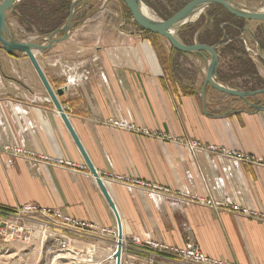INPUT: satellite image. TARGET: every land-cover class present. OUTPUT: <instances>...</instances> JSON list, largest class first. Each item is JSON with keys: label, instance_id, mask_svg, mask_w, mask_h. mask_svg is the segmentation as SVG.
<instances>
[{"label": "crops", "instance_id": "crops-1", "mask_svg": "<svg viewBox=\"0 0 264 264\" xmlns=\"http://www.w3.org/2000/svg\"><path fill=\"white\" fill-rule=\"evenodd\" d=\"M89 4L86 0L76 12ZM113 8L105 0L100 9L74 21L66 40L36 57L52 87H66L59 100L120 214L124 250L135 236L177 247L192 241L210 257L264 264V220L215 210L191 199L225 201L264 214V167L248 162L236 165L221 151L193 150L183 143L197 141L264 159V111L209 84L204 86L210 55L174 50L165 37L141 31L127 17L119 20ZM12 11L7 16L10 33L25 41ZM102 13L109 15L101 18ZM31 33L34 37L29 40L43 38L36 31ZM62 36L63 32L56 35ZM225 58L219 54L218 72ZM258 58L261 62H254L264 78V55ZM248 100L264 106V94ZM110 120L168 134L171 139L134 133ZM17 148L69 160L74 167L27 157ZM111 174L162 186L171 194L152 195L143 185L109 179ZM179 192L189 198L179 197ZM26 204L58 209L100 228H117L112 209L30 59L0 46V205ZM63 234L72 239L74 249L97 247V257L101 248L107 253L116 246L109 234L72 230ZM0 249V264H39L44 261L42 249L57 253L49 243L34 241L2 242ZM73 254L65 252L47 260L50 264H99ZM150 256L159 264H185L151 250L135 252L128 245L123 258L148 264Z\"/></svg>", "mask_w": 264, "mask_h": 264}, {"label": "water", "instance_id": "water-1", "mask_svg": "<svg viewBox=\"0 0 264 264\" xmlns=\"http://www.w3.org/2000/svg\"><path fill=\"white\" fill-rule=\"evenodd\" d=\"M20 1L21 0H2L0 2V43L4 50L10 54L19 52L28 56L44 87L46 88L49 96L51 97L57 111L60 113V116L63 119L66 128L72 136L76 146L78 147V150L80 151L89 171L93 175L98 187L100 188L102 194L104 195L106 201L108 202L110 208L112 209L116 217L118 240L117 248L114 252V255L116 257V264H122V253L124 249V232L120 214L116 208L114 201L110 196L105 181L100 176L98 170L92 163L89 155L87 154L83 144L81 143L76 131L74 130L68 118L67 113L65 112L59 100V97L62 96L66 91V87L64 86L59 89H54L50 84L48 78L46 77V74L44 73V70L36 57L38 53H45L46 51L50 50L54 45L66 40L69 37L70 32L72 31V28L75 24L73 20L76 14V5L79 1H82L84 3L86 2V0L73 1L70 10V16L67 22L62 28L57 29L54 33H52L49 41L45 44L39 41H19L11 35L7 17L8 12L16 8ZM121 1L128 7L133 16V19L140 27L150 33H155L165 37L169 41L171 46L175 49L187 53H197L200 55H204L205 53H207L208 55H210L204 86L209 84L210 86L224 94L242 98L248 105L253 106L256 110L264 111L263 105H253L248 100V98L264 94V88H260L254 91L238 90L235 88H230L225 84L217 81L219 67V53L217 50L218 45H209L205 43H194L188 45L183 43L177 35V32L182 26L188 24L190 21H192L194 17H197L199 14L202 13L205 8L212 4H220L224 6L231 14L249 20L264 21V12L239 7L238 4H236L235 2L236 0H191L169 18L158 19L155 17H149L148 15L144 14L142 9L144 7L149 8V5L145 0ZM61 32H63V36L57 38L56 35Z\"/></svg>", "mask_w": 264, "mask_h": 264}, {"label": "built area", "instance_id": "built-area-1", "mask_svg": "<svg viewBox=\"0 0 264 264\" xmlns=\"http://www.w3.org/2000/svg\"><path fill=\"white\" fill-rule=\"evenodd\" d=\"M245 43V46L248 51H252L245 40H243ZM111 124L118 128L126 129L129 131H132L134 133H138L144 136H150V137H159L166 140H170L171 136L168 134H163L161 132L153 131L147 128H141L139 126H136L132 123L126 122V121H116V120H110ZM185 145H188L193 150H209L213 153H218L221 151V155L227 157L230 159L234 164L238 165L243 162H248L256 165H260L264 167V159L256 158L250 154H247L245 152H239V151H233L226 148H219L216 145L206 146L202 143H199L197 141H184ZM6 149L9 150L11 147L6 146ZM19 153H22L23 155L31 158L38 157L40 160H43L47 163H51L54 165H63L67 167H74L73 162L69 160H64L61 158H51L47 156H42L39 154H36L35 152L25 150V149H16ZM109 179H112L113 181L126 184L128 185L130 182L143 185L152 195H158L160 193L162 194H171L170 190L167 188H164L162 186L158 185H152V184H144L142 182L132 180L128 177L123 176H116L111 174L109 176ZM181 198H189L188 194L186 192H179L177 194ZM193 202H196L198 204L213 208L215 210H232L234 212L243 214L249 218H256V219H262L264 220V214L258 213L255 210H250L246 207L241 206H232L229 203L223 201H217L213 199H205V198H197L192 197L191 198ZM18 209V208H17ZM22 214H30L31 216H45L48 220L49 226L59 228V233H53L50 230H48V225L45 226L44 231L48 232L50 236H58L57 238V245L59 247L60 252H74L73 242L72 239L69 238L67 235H64L63 232L72 230L78 233H97L99 232L102 235L107 234H113L114 237L117 240L118 236V230L117 228L113 230H108L105 228H100L97 224L71 218L69 216L63 215L58 209L53 208H47L42 207L36 204H26L24 206L19 207L17 210V214L15 216L19 217ZM4 220L2 217H0V234L5 236L9 235L8 230L3 226ZM132 250H135L136 252H144L146 250L154 251L159 257H165L166 259H171L172 261H181L185 264H236L234 262L220 259V258H214L207 256L202 251L201 247L192 241H188L183 247H177L173 245H167L160 242H155L151 240H142V238L135 236L132 238V241L129 243ZM125 246H127V243H125ZM124 264V263H122ZM148 264H159V261L154 256H150L148 259Z\"/></svg>", "mask_w": 264, "mask_h": 264}, {"label": "rangeland", "instance_id": "rangeland-1", "mask_svg": "<svg viewBox=\"0 0 264 264\" xmlns=\"http://www.w3.org/2000/svg\"><path fill=\"white\" fill-rule=\"evenodd\" d=\"M2 0H0L1 2ZM105 0H91L90 4L88 5L87 8L85 9H79L78 12H76L75 16H74V20L73 21H77L79 19H85L86 17H88L90 14H92L94 11H96L97 9H100L102 3ZM110 1V4H113V12L118 14V19L120 20L121 18L123 19V17L125 18V14H126V8L124 6V4L120 1V0H108ZM191 0H173V2H175V4L178 6L179 5H184V3H188ZM82 1H79L77 3V5H79ZM160 4L162 6V4H166L167 0H160L157 1V4ZM83 2L81 3L80 6H82ZM76 5V6H77ZM159 5V6H160ZM79 6V7H80ZM239 7L245 8V9H249V10H263L264 9V4L261 3V0H241L240 4L238 5ZM90 7V8H89ZM149 11L152 14V16H154L155 18L158 19H164L163 17L160 16V14L149 5ZM212 9H205L203 11V15L201 17H199L198 19H193L192 21H190L188 24H190L192 26V33H193V38L195 40L194 43H198L196 41L198 34L201 33H206L208 34L207 31H209V29L213 30V24H212V20L210 19V14ZM216 16L221 15V12L219 10H217L214 13ZM109 14L108 13H102L101 14V18H105L107 17ZM110 17V16H109ZM128 18V16H127ZM201 18V19H200ZM130 19V18H129ZM132 20V24L134 26H136L134 24L135 20ZM130 20V21H131ZM245 24H247L252 30H254L256 33L255 34V38L252 37H248V36H244L248 41H249V48L252 51H248L247 53L250 54L256 59L254 61H260L258 58V55H264V23L262 21H247L245 22ZM187 25V24H186ZM23 32H21L20 34H22L23 38H24V42H28V41H32L35 42V40H29V37H34L32 35L31 32H28L24 27H22ZM211 32V31H209ZM18 37H21L20 35H18ZM38 37V36H37ZM227 39V37H225ZM224 36L222 40H225ZM47 39V40H46ZM41 43H47L48 42V36L47 37H43L41 40H39ZM167 42V41H166ZM244 42V41H243ZM260 42H262V45H260ZM169 43V42H168ZM247 43V42H246ZM245 44V43H244ZM259 44V45H258ZM246 47V46H245ZM263 47V48H262ZM247 49V48H246ZM252 56H250V58L253 60ZM261 62V61H260ZM259 62V63H260ZM234 61L231 60V58L229 56H226V58L224 59V61H222L221 66H222V71L224 74L227 75L229 83L233 84V85H237L238 87H243L246 85L247 88L252 87L254 88V80L251 79L249 76H243V77H237V73L236 71L233 69L234 67H239L236 66L235 64H233ZM255 63V62H254ZM256 64V63H255ZM263 64V62H262ZM233 67V68H232ZM186 69V68H185ZM239 69H241V67H239ZM189 70V69H186ZM263 78V77H262ZM217 80L219 81V79L217 78ZM221 82V81H219ZM261 88H264L261 87ZM19 209V207L16 208H10V207H6L3 205H0V217L3 218V220L5 221L3 226L8 230V236L5 235H1L0 234V244L2 242H13V241H23V242H39V243H44L47 244L49 243L51 246H54L57 253H49L46 252V250L42 249V253H43V260L44 261H40L39 264H50L49 260H47L48 257H53L54 255L59 254L61 256L62 253L65 252H60L59 251V247L57 245V238L58 236H50L48 232H45L43 228H45L46 225L49 226L48 224V220L45 216H31L30 214H22L21 216L17 217L15 216L17 214V210ZM21 208V207H20ZM48 230H50L51 232L55 233H59L60 229L59 228H55L52 226L48 227ZM111 236V241H113V246L117 245V240H118V236H117V240L114 237L113 234H109ZM128 246L129 243H127ZM125 246V250H126ZM113 248V247H112ZM2 249H0V258L2 257ZM124 250V249H123ZM125 250H124V254L125 255ZM135 251V250H134ZM41 252L40 250H38V253ZM98 252L97 247L95 246H91L89 248H86L84 251H80L77 249H74V254L75 256L81 257V259H84V261L86 262H92V263H99L101 261H103L105 259V255L106 253L104 252V250L101 248L99 253H98V257L95 256V254ZM136 252V251H135ZM46 257V259H45ZM126 260V258H123L122 263H124ZM130 262V263H129ZM139 262V261H138ZM137 261H129L126 260L125 264H138ZM102 264H112L111 261H103Z\"/></svg>", "mask_w": 264, "mask_h": 264}, {"label": "trees", "instance_id": "trees-1", "mask_svg": "<svg viewBox=\"0 0 264 264\" xmlns=\"http://www.w3.org/2000/svg\"><path fill=\"white\" fill-rule=\"evenodd\" d=\"M73 1L74 0H21L16 6V8L13 9L12 15L14 17H17L20 25L24 27L28 32L36 31L38 35L42 37H47L54 33L57 29H60L65 25L70 16V10ZM145 1L148 3V5L154 8L164 19H167L172 16L176 11H178L181 7L186 4L184 3L183 6H178V4L176 5L173 0H167V3L162 4L161 6L159 3L157 4V1L160 0ZM81 3L76 6V10L81 5ZM124 6L126 8L125 16H128V18L133 19V16L128 7L125 4ZM227 14L230 17H234L229 13ZM218 17H220V15ZM221 22L222 20L220 19H214L212 22L213 30L209 29V31L211 32L207 31L208 34H198L196 41L198 43L218 45L217 50L220 56H229L231 60L234 61L233 64L241 67V69H239V71L237 72V77L249 76L251 79L254 80V88L259 89L263 87L264 78L260 76L256 64L247 53L243 40L239 39L237 37V34H232L228 36L226 40H222L223 30L220 28ZM134 24L141 31L150 33L140 27L136 22H134ZM177 35L179 39L185 44L191 45L195 42L192 33V26L190 24L182 26L177 32ZM260 45H262V42H260ZM0 46L2 47L1 43ZM172 48L174 50H177L174 47ZM233 69L235 70V67ZM218 74L221 82L229 81L227 75L224 74L221 69L219 70Z\"/></svg>", "mask_w": 264, "mask_h": 264}, {"label": "flooded vegetation", "instance_id": "flooded-vegetation-1", "mask_svg": "<svg viewBox=\"0 0 264 264\" xmlns=\"http://www.w3.org/2000/svg\"><path fill=\"white\" fill-rule=\"evenodd\" d=\"M235 2H236V4L239 5L241 0H236ZM261 3L264 4V0H261ZM205 9H212L210 11L211 12L210 19L212 20V22L214 19L215 20H218V19L222 20V22L220 23V28L223 30L224 38L225 37L228 38V36H230L232 34H237L238 35L237 37L241 40H245L244 36L255 38L254 33H256V32L254 30H252L247 24H245V22L251 21V20L237 17V16L231 14L224 6L217 4V3L210 5ZM217 10H219L221 12L220 17H218L214 14ZM203 11H202V13H203ZM202 13L199 14L196 19L201 17L203 15ZM227 13L233 15L234 17H230ZM252 21H254V20H252ZM255 21H258V20H255ZM262 22L264 23V21H262Z\"/></svg>", "mask_w": 264, "mask_h": 264}, {"label": "bare ground", "instance_id": "bare-ground-1", "mask_svg": "<svg viewBox=\"0 0 264 264\" xmlns=\"http://www.w3.org/2000/svg\"><path fill=\"white\" fill-rule=\"evenodd\" d=\"M143 10V12H144V14H146V15H148L149 17H152V18H154V16H152V14L150 13V11H149V9L148 8H143L142 9ZM257 11H262V12H264V9L263 10H257ZM196 17H194L193 19H195ZM192 19V20H193ZM226 40V39H225ZM221 41V40H220ZM104 180V179H103ZM116 248H117V245L113 248V249H111V250H109L107 253H106V257H105V259L103 260V261H111L112 262V264H116V257H115V250H116ZM123 248H124V241H123ZM123 254H124V250H123V253H122V260H123ZM103 261H101V262H99V264H102V262Z\"/></svg>", "mask_w": 264, "mask_h": 264}]
</instances>
